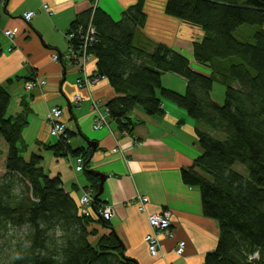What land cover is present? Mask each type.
<instances>
[{"label":"trees","instance_id":"1","mask_svg":"<svg viewBox=\"0 0 264 264\" xmlns=\"http://www.w3.org/2000/svg\"><path fill=\"white\" fill-rule=\"evenodd\" d=\"M144 1L138 0L122 21L101 9L79 16L70 31L81 25L83 33L69 46L80 47L92 17L96 40L89 42L88 52L97 58L95 74L118 93L106 110L121 131L133 132L137 122L131 113L138 105L149 115L163 116L162 98L205 126L196 129L203 153L182 169V181L200 190L204 215L220 226L217 247L203 264H264V0H167V14L204 30L193 53L212 71L209 76L166 43H155L152 50L136 45L135 33L146 20ZM246 25L255 27L253 32L240 31ZM167 73L187 80L185 93L163 84ZM13 81L0 84V264H139L126 254L110 220L81 212L61 176L45 172L40 154L23 156L28 117L8 112L7 85ZM217 83L224 86L222 101L211 94ZM48 147L57 156L83 155L98 191L104 174L90 169L91 148L75 149L63 138ZM104 203L100 194L93 206L98 211ZM96 222L110 232L92 240Z\"/></svg>","mask_w":264,"mask_h":264},{"label":"crops","instance_id":"2","mask_svg":"<svg viewBox=\"0 0 264 264\" xmlns=\"http://www.w3.org/2000/svg\"><path fill=\"white\" fill-rule=\"evenodd\" d=\"M144 2L146 20L135 33L136 45L152 50L155 43H166L186 56L195 71L211 75L212 71L198 63L193 53L194 42L204 37V30L167 14V0ZM137 3L138 0L0 2V84L14 79L7 85L11 93L8 112L11 115L24 112L28 117L22 134L26 145L23 156L29 159L33 153L40 154L45 172L61 176L64 187L79 202L84 190L93 186V180L85 170L75 168L78 155L57 156L48 147L60 138L50 134L47 112L53 106L64 109L63 119L74 133L70 144L75 149L91 148L90 169L106 175L101 195L104 204L113 206L110 224L122 238L128 256L139 264H203L206 254L217 247L220 226L218 221L204 215L200 190L182 181V169L192 166L203 153L196 129L205 126L189 116L186 109L162 98L166 110L163 116L149 115L138 105L131 113L137 122L133 132H123L106 112L108 101L118 94L109 80L102 78L94 86L81 87L77 83L80 66L53 58L54 52L67 53V34L79 16L88 13L93 16L101 9L114 21H122ZM27 10L36 12L29 23L23 18ZM10 28L18 29L14 42L5 33ZM96 67L97 58L92 56L87 71L96 72ZM32 79L46 82L28 90L26 83ZM163 84L180 93L187 90V80L176 73L164 74ZM218 92L215 87L211 94L216 98ZM76 95L81 96V103L75 101ZM216 99L222 101L223 96ZM94 101L100 103V112L107 114V124L98 129L94 127ZM140 195L149 197L145 211L139 208ZM166 208L172 212L174 237L161 235L160 255L153 256L145 241L151 230L148 215ZM92 228L98 231L92 240L110 232L99 222ZM180 239L187 242L183 255L176 252Z\"/></svg>","mask_w":264,"mask_h":264},{"label":"built area","instance_id":"3","mask_svg":"<svg viewBox=\"0 0 264 264\" xmlns=\"http://www.w3.org/2000/svg\"><path fill=\"white\" fill-rule=\"evenodd\" d=\"M98 1V0H96ZM1 3H4L5 0H0ZM44 7L47 9L48 6L44 5ZM36 12L34 10H27L23 13V18L26 22H30L32 20V17ZM88 29L85 34V36H82V42L80 44L79 48H73L72 45L69 46V49L65 55L59 54V52L53 53V58L56 61L61 60L65 64H77L81 68V74L77 79V83L81 87H89L96 85L100 79H102L101 76L98 74H95L96 72H88L87 71V63L91 60L92 54L88 52V46L89 42H94L96 40V28L93 25V22L90 21L87 24ZM6 36L10 38L14 42L15 36L18 33V29L10 28L5 29ZM83 33V26L79 25L74 31H69L67 34L68 40L72 41L73 38L77 37L78 35H82ZM13 47H10L12 49ZM46 81L44 80H37L32 79L29 82L26 83V89L32 90L33 88L37 86L44 85ZM81 96L76 95L75 101H78V103H81ZM100 103L97 101H94L93 107L96 112V119L94 122V127L96 129L101 128L107 124V114L100 112L99 110ZM64 109L60 106H53L50 108V110L47 112V118L48 122L50 124V130L52 135H56L59 138L66 139L68 142H70V135L68 133V128L66 125V122L64 121ZM108 112V110H106ZM126 132V131H125ZM75 167L77 170H84L85 169V158L81 155L77 157V163H75ZM97 190L90 186L88 187L85 192L83 193L81 201L79 203L80 210L83 214L86 216H91L94 212L92 211V208L90 209L89 205H93L96 201V194ZM139 204H140V210L145 211V203L149 201V197L140 195L139 196ZM97 213V212H96ZM99 215L102 216L105 220H111L113 212V206L111 205H100L99 207ZM171 216L172 212L170 209L166 208L162 211L151 213L148 215L149 219V225L151 227V230L146 234L145 241L147 243L146 246H148V249L153 256L160 255V236L164 235L166 237H174V232L171 228ZM186 240L180 239L178 243L176 244V252L177 255H183L186 250ZM257 256V253L251 256V258H254Z\"/></svg>","mask_w":264,"mask_h":264},{"label":"rangeland","instance_id":"4","mask_svg":"<svg viewBox=\"0 0 264 264\" xmlns=\"http://www.w3.org/2000/svg\"><path fill=\"white\" fill-rule=\"evenodd\" d=\"M246 27H248V29H250V31H252V32H253V29H255V27H253V26L246 25L245 27L241 28L240 31H242V30H243L244 28H246ZM240 31L237 32V35H238V36H240ZM247 32H249V31H247ZM249 33H250V32H249ZM216 88L219 89V92H218V95H217L216 98H220V96H223L222 93H223L224 86H223L221 83H220V84L217 83V84H216ZM75 168H76V167H75ZM235 168H236L237 170L243 172L244 174L246 173V169H245L244 166H242L241 164H236V165H235ZM84 170H85V169H84ZM85 190H86V189H85ZM85 190H84V192H85ZM84 192H83V193H84ZM82 195H83V194H82ZM96 196H97V195H96ZM81 198H82V196L80 195V197H79V199H78L79 203H80V201H81ZM95 203H96V201L94 202L93 205H95ZM93 205H89V206H90V209L92 208V211L94 212L92 215H93V217H97V218H98L96 212H99V208H98V211H97L96 208H95V206H93ZM22 233H23V231L20 230L17 234L20 236Z\"/></svg>","mask_w":264,"mask_h":264},{"label":"water","instance_id":"5","mask_svg":"<svg viewBox=\"0 0 264 264\" xmlns=\"http://www.w3.org/2000/svg\"><path fill=\"white\" fill-rule=\"evenodd\" d=\"M106 180V175H101L100 176V184H99V189H98V192H97V196H99L100 194L103 193L104 191V182Z\"/></svg>","mask_w":264,"mask_h":264}]
</instances>
